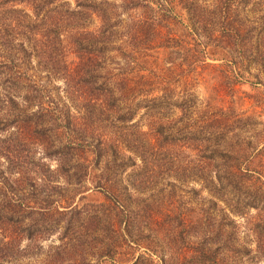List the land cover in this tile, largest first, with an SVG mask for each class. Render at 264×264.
Wrapping results in <instances>:
<instances>
[{"label":"rangeland","instance_id":"374dc122","mask_svg":"<svg viewBox=\"0 0 264 264\" xmlns=\"http://www.w3.org/2000/svg\"><path fill=\"white\" fill-rule=\"evenodd\" d=\"M201 1L212 6L214 0ZM174 10L177 18L170 15L167 24L156 12L141 14L193 43L191 17L177 5ZM231 13L247 45L227 47L216 37L223 25L217 22L213 30L202 29L197 62L151 34L132 40L137 14H120L119 35L85 50L70 44L71 27L44 29L52 58L20 63L17 102L49 107L55 119L53 111L70 109L79 128L73 137L80 141V165L70 163L65 174L64 163L46 157L45 147L33 146L29 137L13 160L18 171L0 159L7 184L0 203L21 206L16 216L44 229L20 243L31 256L21 263L264 264L257 244L264 242V0L234 3ZM86 21L88 28L99 26L96 18ZM101 88L119 96V113L108 96L99 103ZM162 94L164 104L153 110L147 100ZM176 100L189 106L185 114L174 108ZM131 115L132 122H118ZM214 118L227 132L203 153L192 145L195 137L179 142L181 132L171 144L154 137L159 122L183 130ZM61 130L44 131L42 138L65 144L69 136ZM111 145L124 154L116 156ZM96 148L101 156L95 158ZM212 148L226 155L210 160ZM38 164L51 169L48 182L34 179ZM205 174L207 184L198 179ZM218 175L223 185L212 186L209 179ZM208 245L211 254L204 256Z\"/></svg>","mask_w":264,"mask_h":264},{"label":"trees","instance_id":"16d2710c","mask_svg":"<svg viewBox=\"0 0 264 264\" xmlns=\"http://www.w3.org/2000/svg\"><path fill=\"white\" fill-rule=\"evenodd\" d=\"M234 3L244 4L246 0H214L212 6L202 3L201 0H0V159H8L12 163L10 164V169L18 171L20 164H14L13 160L19 155L21 144L30 143V141H26L27 137H29L30 140H34L31 142L33 146L42 145L45 147L46 157H58L59 161L64 163L65 166L61 169L65 171V174L71 169L72 165L70 163H75L74 166L80 165V141L77 137H73V135L78 136L79 128L75 123V119L71 116L70 109L67 112L53 111L54 114L58 115V118L55 119L49 107L44 108L40 104L35 106L37 107L36 109L33 108L34 106L21 107V104L17 102L21 84V80L15 76L18 69H21L22 65L30 62L33 58L40 62L52 58V52L46 50L47 48L44 45V43L47 44L46 41L48 40L43 38L44 29L50 25L51 28L61 27L68 29L67 27H71L68 32L70 44L76 50L79 48L85 50L89 48L88 46H93L95 43L103 45L110 38L119 35L118 33L122 28L121 23H124L120 14H137L132 24L134 27L131 34L132 40L134 39L138 42L151 34L154 41L159 40L162 43H169L170 45L166 47H177L181 50L184 57L190 55L197 62L201 55H199L200 50L197 51L196 49V42L199 37H204L201 35L202 29H208L212 25L213 30L217 22L223 23V25H219L216 37L222 40L227 47L232 48L239 41H244L243 47L247 45L248 38H244L243 28L233 24L231 5ZM176 5L186 9L191 17L192 28L190 33L195 39L193 43L189 44V40H186L187 37L183 38V36L167 32L164 30L167 26L163 28L161 25L156 24L152 18L141 14L145 9L149 12H156L166 24L167 22L171 23L170 15L177 18L174 10ZM236 13L240 12L237 11ZM87 18H96L99 21V26L96 29L88 28L86 25ZM142 34L143 36H141ZM37 44H41L40 47ZM221 47L225 49V47ZM192 53H195L196 56ZM20 63L21 66H19ZM71 73L69 75H72ZM158 87L163 90L161 88L163 86ZM100 91L99 103L104 106L102 98L108 96L109 99L116 102L115 107L117 108V113H119L121 110L119 96L114 93L108 95L107 88H101ZM166 96V94L153 96L147 101L155 106L152 108L155 110L156 107L164 104ZM174 103V108L178 109L182 114L189 110L188 105L179 104L178 100ZM47 119L50 120V124ZM117 119L121 124L133 121L132 115L129 118L118 117ZM219 119L204 120L196 123L192 128L186 126L183 130H179L178 126L170 125L171 123L169 122H159L155 131H153L155 133L154 137L157 142H160L165 137L167 144H171L176 141L175 135L181 132L178 137L182 138V140H179V142L186 145L190 143L187 141L188 138L189 141H193L195 137L196 142L192 145L197 151L203 153L208 151L209 145L214 140H221V137L226 135L227 131L219 123ZM180 120L182 121L183 118H180ZM54 128H62L61 131L69 136L68 142L62 145L55 144L54 146L51 139L42 138L44 131ZM5 134L6 136H4ZM118 134L122 135L120 132ZM104 148L105 145L103 146ZM110 148L113 149L116 156L124 154L120 150V146L114 147L111 145ZM99 149L92 150L95 153V158L101 156V148ZM218 155L226 154L212 148L209 159L218 161ZM232 155H235L234 152ZM238 155L241 157L240 151ZM76 156L78 157L76 158ZM97 162L98 160H95V163ZM33 169L32 173L35 180L36 176H40L44 183L49 181V176H47V172L51 170L49 167L44 164H38L33 166ZM235 169L240 170L239 167ZM3 174L2 165H0V201L3 195L2 190L7 189ZM198 179L204 184L208 182L206 174ZM210 180L212 186L223 185L220 175L216 176V179L211 177ZM34 184L36 185V182ZM106 197L113 204V198L109 194ZM21 211H23L21 206L9 205L6 207L0 203V264H32L31 262L21 263L25 261L26 257L30 258L31 256L30 254L25 256L29 250L20 247V243L24 240L32 241L44 229L40 228L38 223L28 222L25 217L16 216ZM124 230L122 229V232ZM257 244L258 248L264 251V242L259 241ZM209 245L203 247L202 255L208 256L211 254Z\"/></svg>","mask_w":264,"mask_h":264}]
</instances>
